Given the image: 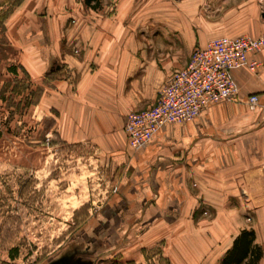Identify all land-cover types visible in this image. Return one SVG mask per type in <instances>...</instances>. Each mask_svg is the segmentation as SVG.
I'll list each match as a JSON object with an SVG mask.
<instances>
[{"label": "crops", "instance_id": "0c3cea01", "mask_svg": "<svg viewBox=\"0 0 264 264\" xmlns=\"http://www.w3.org/2000/svg\"><path fill=\"white\" fill-rule=\"evenodd\" d=\"M153 3L120 0L106 17L87 9L70 35L52 26L51 36L35 39L30 72L58 71L36 109L62 141L92 143L116 171L127 167L124 199L104 209L124 226L145 220L144 235L161 234L169 264H222L243 231L264 252V68L234 70V99L165 125L137 152L124 131L128 114L153 107L194 51L219 38L264 35V0ZM250 57L264 62V48ZM251 95L260 99L254 111Z\"/></svg>", "mask_w": 264, "mask_h": 264}, {"label": "rangeland", "instance_id": "374dc122", "mask_svg": "<svg viewBox=\"0 0 264 264\" xmlns=\"http://www.w3.org/2000/svg\"><path fill=\"white\" fill-rule=\"evenodd\" d=\"M102 1L100 17L120 2ZM81 4L0 0V264H47L59 258L116 196L124 199L127 167L116 171L92 143L62 141L54 120L44 116L42 106L36 109L50 86L47 80L58 71L50 65L53 76L42 71L35 78L28 49L35 39L51 36L52 26L59 35H70L77 18L87 16ZM146 223L132 219L122 225L124 240L97 264H169L161 234L144 235Z\"/></svg>", "mask_w": 264, "mask_h": 264}, {"label": "built area", "instance_id": "2783aa9c", "mask_svg": "<svg viewBox=\"0 0 264 264\" xmlns=\"http://www.w3.org/2000/svg\"><path fill=\"white\" fill-rule=\"evenodd\" d=\"M263 48L264 35L219 38L194 51L187 65L176 71L159 91L153 107L128 114L124 131L129 148L137 152L165 125L193 121L203 111L234 99L238 89L233 71L247 68L258 74L264 62L250 56ZM259 102L258 95H251L249 109L254 111Z\"/></svg>", "mask_w": 264, "mask_h": 264}, {"label": "flooded vegetation", "instance_id": "af4514ba", "mask_svg": "<svg viewBox=\"0 0 264 264\" xmlns=\"http://www.w3.org/2000/svg\"><path fill=\"white\" fill-rule=\"evenodd\" d=\"M124 222L123 217H119L109 208L103 209L102 218H96L95 224L81 231L68 251L49 263L65 257L87 264H97L104 259L106 253L114 250L116 245L124 240L121 233Z\"/></svg>", "mask_w": 264, "mask_h": 264}, {"label": "trees", "instance_id": "16d2710c", "mask_svg": "<svg viewBox=\"0 0 264 264\" xmlns=\"http://www.w3.org/2000/svg\"><path fill=\"white\" fill-rule=\"evenodd\" d=\"M88 10L100 12L103 9L102 0H80ZM20 3L23 0H19ZM255 234L253 231H243L240 236L234 241V245L229 250L222 261V264H242L246 259H249V264H258L263 258L264 252L262 249L254 245Z\"/></svg>", "mask_w": 264, "mask_h": 264}, {"label": "water", "instance_id": "95a60500", "mask_svg": "<svg viewBox=\"0 0 264 264\" xmlns=\"http://www.w3.org/2000/svg\"><path fill=\"white\" fill-rule=\"evenodd\" d=\"M49 264H87V263H83V262H80V261H77V260H74L72 258H60L56 261H53Z\"/></svg>", "mask_w": 264, "mask_h": 264}]
</instances>
